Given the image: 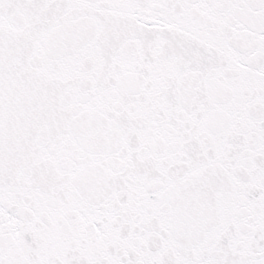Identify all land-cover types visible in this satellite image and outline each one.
Masks as SVG:
<instances>
[{"label":"snow or ice","instance_id":"1","mask_svg":"<svg viewBox=\"0 0 264 264\" xmlns=\"http://www.w3.org/2000/svg\"><path fill=\"white\" fill-rule=\"evenodd\" d=\"M0 264H264V0H0Z\"/></svg>","mask_w":264,"mask_h":264}]
</instances>
